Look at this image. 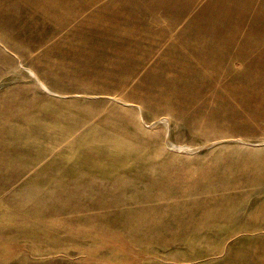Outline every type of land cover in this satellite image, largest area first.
<instances>
[{
  "label": "rangeland",
  "instance_id": "obj_1",
  "mask_svg": "<svg viewBox=\"0 0 264 264\" xmlns=\"http://www.w3.org/2000/svg\"><path fill=\"white\" fill-rule=\"evenodd\" d=\"M0 264H264V0H0Z\"/></svg>",
  "mask_w": 264,
  "mask_h": 264
},
{
  "label": "bare ground",
  "instance_id": "obj_2",
  "mask_svg": "<svg viewBox=\"0 0 264 264\" xmlns=\"http://www.w3.org/2000/svg\"><path fill=\"white\" fill-rule=\"evenodd\" d=\"M29 73H31L32 74V76L34 77V78H37V76H36V74L35 73H33L32 71H29ZM38 80V79H37ZM39 82H40V80H38ZM41 83V82H40ZM179 150H180V147H179Z\"/></svg>",
  "mask_w": 264,
  "mask_h": 264
}]
</instances>
